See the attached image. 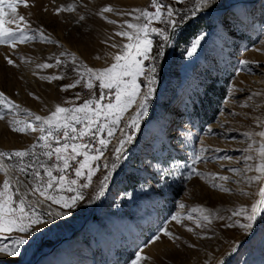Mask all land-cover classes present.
Wrapping results in <instances>:
<instances>
[{"label": "rangeland", "instance_id": "374dc122", "mask_svg": "<svg viewBox=\"0 0 264 264\" xmlns=\"http://www.w3.org/2000/svg\"><path fill=\"white\" fill-rule=\"evenodd\" d=\"M162 2L179 10L178 21L185 14L189 18L180 23L168 44L158 34H151V55L155 56L161 46L164 55L144 61L146 76L151 75L148 69L155 64L156 83L139 128L124 126L135 115L133 106L111 138L91 186L83 189L84 199L70 209L42 205L41 212L66 214L46 216L49 223L33 226L28 233L0 234V243H11L9 235L29 241L21 246L19 256L0 252V264H35L39 253L64 238L67 240L60 241L36 264H131L141 250L149 257L143 264H264V210L257 214L250 229L240 227L248 222L247 215L261 198L259 188L264 186V182L250 183L246 179L256 173L245 170L247 162L243 159L249 154L244 150L252 140L261 139L249 138L245 133L264 131V3L254 8L241 4L216 16L199 15L206 8L224 5L223 0H214L191 16L195 0ZM69 4H75L76 10L57 14V8ZM108 5L113 11L101 16V10ZM135 9L154 10L152 0H29L28 7L17 5V14L25 16L33 29L42 28L58 41L37 39L15 48L0 45V91L20 106L18 118L31 119L24 109L47 116L57 104H80L97 96L98 82L92 90L86 87V79L74 88L64 86L80 78L76 69L82 72V65L96 69L114 62V56L128 42L117 33L127 28L125 21L138 22L134 20L138 14ZM153 26L171 32L162 22H154ZM199 37L203 39L196 52L188 56L192 42ZM70 54L76 56L75 63ZM57 57L64 63L52 68L37 67L43 63L55 65ZM8 58L15 65L9 64ZM245 60L251 63L245 65ZM51 75L63 79L48 80ZM139 82L141 92H147L145 77H140ZM203 102L205 115L201 111ZM154 103L153 119L146 123ZM166 118L171 119L170 123H165ZM11 119L9 114L0 120V150L25 149L37 141L38 132L13 131ZM124 133L133 139L124 145L117 160L115 148ZM202 146L207 149L203 154L206 158L197 160ZM113 162L116 169L121 167L108 190L116 170L110 168ZM105 163L109 168L103 166ZM193 169L204 175H196ZM109 171L111 175L104 185L108 192L101 205L82 230L68 237L67 232L77 228L85 212L100 198L102 181ZM208 173L230 177L223 183L231 191L214 188ZM4 179L0 172V183ZM195 206L209 209L211 223L202 222L198 227L187 219ZM242 208L245 214L232 215ZM178 212L182 223L172 220ZM192 215L199 217L198 213ZM165 226L174 237L164 235ZM189 227L193 231H188ZM157 235L160 239L154 241Z\"/></svg>", "mask_w": 264, "mask_h": 264}, {"label": "snow or ice", "instance_id": "6c2138e0", "mask_svg": "<svg viewBox=\"0 0 264 264\" xmlns=\"http://www.w3.org/2000/svg\"><path fill=\"white\" fill-rule=\"evenodd\" d=\"M180 2V0H177ZM214 0H195L190 15L195 16L203 7H207ZM17 5L29 6V0H0V45H9L15 48L18 44L35 41L37 39L58 43L45 34L42 28L33 29L29 21L23 15L17 14ZM154 10L135 9L138 13L134 20L125 21L127 28L118 32L117 35L126 38L127 43L123 45V50L114 56V62L104 68L93 69L87 66H81L83 71L76 69L80 73V78L73 84L65 85V89L74 88L86 79V87L89 90L97 86L106 90L103 95L93 96L84 100L80 104H70L63 106L57 104L55 109L47 116L38 115L29 109H24L27 116L31 119H19L20 106L10 99L4 92L0 91V120L5 119L6 115H11L9 123L12 130L17 133H39L37 141L25 149H16L11 151L0 150V172H3L5 179L0 183V234H12L15 232L28 233L33 230V226L42 223H49L46 216H59L66 213L61 212H41L42 205H61L65 209L76 206L77 202L84 199L83 189L91 186L93 176L100 168L99 161L104 156V152L111 143V138L118 130L122 118L130 108L135 106V115L124 123L125 127L139 128L141 119L147 115L149 98L153 95L156 83V66L152 65L148 72L150 76L145 75L146 60H155L164 55V48L161 46L156 55H151L153 40L152 33L158 34L164 44L171 42L172 34L179 28L180 23L187 18L188 14L177 20L179 10L170 4H165L162 0H152ZM76 5L69 4L67 7L61 6L56 9L57 14L61 11H75ZM113 8L105 6L100 15L112 12ZM127 15H132L128 13ZM106 18V17H105ZM80 19H83L81 17ZM154 22H162L171 29L159 28L153 26ZM110 23H116L110 21ZM15 25V27H10ZM203 37L197 38L191 44L187 51L188 56H192ZM112 47H117L113 44ZM62 55H65L62 53ZM72 62L75 63L76 56L70 54ZM9 64L15 65V61L8 58ZM59 57L56 58V64L43 63L37 65L39 68H52L63 64ZM245 65L250 61H242ZM144 76L148 83L147 92H141V83L139 78ZM48 80L63 79L62 76L51 75ZM260 95V93H253ZM76 99H79L77 94ZM249 99H252L250 96ZM264 126V122H261ZM124 138L118 141L115 148L117 160L123 152L124 145L132 141L133 137L126 133L122 134ZM249 138L258 136L259 141L253 139L248 148L244 151L249 153L243 159L247 162L245 170L255 172V175L247 176L246 179L251 182H264V131L257 133H245ZM95 142V143H93ZM253 145L257 147L253 148ZM207 149L203 146L200 149V155L197 160L205 159L203 155ZM255 153V155L251 154ZM230 159V157H229ZM8 161V162H6ZM195 163V162H194ZM105 168L109 165L105 163ZM117 164L113 162L111 170H115ZM238 172V169H232ZM196 175L204 173L193 169ZM111 171L104 176L99 195L103 194L104 185L109 179ZM192 173H189L191 178ZM210 182L214 188H219L223 192L231 191L225 183L230 179L228 176L218 173H208ZM83 179V183L81 180ZM217 179L221 182H217ZM74 193V195H65L64 193ZM260 199L251 208V213L247 215V223H241L240 227L250 229L252 222L257 214L264 210V186L259 188ZM31 197V198H30ZM99 198V197H97ZM50 202V203H49ZM184 209L185 205L180 204ZM192 213H198L199 217ZM245 209L234 211L233 216L245 214ZM211 212L203 206H195L191 209L187 219L194 221L199 227L202 222L211 223ZM172 220L182 223L181 213L172 216ZM164 235L174 237V233L168 231L165 226L162 229ZM188 231H193L191 227ZM7 239L11 243H0V252L8 256L16 257L21 254V246L28 244V240L23 236L9 235ZM160 236L154 237L159 240ZM149 259L148 256L139 251L131 264H143Z\"/></svg>", "mask_w": 264, "mask_h": 264}, {"label": "bare ground", "instance_id": "6f19581e", "mask_svg": "<svg viewBox=\"0 0 264 264\" xmlns=\"http://www.w3.org/2000/svg\"><path fill=\"white\" fill-rule=\"evenodd\" d=\"M259 2L264 3V0H223L224 5L219 6V7L206 8L205 10H203L202 13H199V15L204 14V15H209V16H211V15L216 16V15H219L222 12H224V11L230 9V8L238 7L241 4H247L249 7L254 8ZM155 106H156V104L154 103L153 106H152V111L150 112V115H149V117L147 119L148 121L146 123H148L149 120L153 119V117L151 115L154 113ZM164 121L167 124V123H170L171 119L170 118H168V119L166 118ZM146 123H144L143 125H145ZM117 175H118V171L115 170L113 175H112V178H113L112 179V183L108 184V187H107L108 190L111 187V184H113L114 179L116 178ZM108 190H105L103 192V194L100 196V198L98 199V201L95 202L87 212H85V216L82 218L81 222L77 225L78 229L76 228L74 231H68L67 232V236L68 237H71L72 235L75 236V231L77 233L78 230H81L92 219L94 213L96 212V210L101 205V202H102L104 196L106 195V193L108 192ZM255 232H256V227H255ZM255 232H253V234ZM66 240H67L66 238L62 239L61 243H63ZM50 253H51V251H49V250H47L46 252H43L42 255H40L38 257V259H36V263L39 260V258L44 257V256H48Z\"/></svg>", "mask_w": 264, "mask_h": 264}, {"label": "water", "instance_id": "95a60500", "mask_svg": "<svg viewBox=\"0 0 264 264\" xmlns=\"http://www.w3.org/2000/svg\"><path fill=\"white\" fill-rule=\"evenodd\" d=\"M121 167V165H119L118 166V168L116 169L117 171L119 170V168ZM112 177H111V180H110V183H112ZM81 229V228H80ZM82 230V229H81ZM80 230H78V232H79ZM77 232V233H78ZM76 233V231H75V235L77 234ZM60 241H61V239L60 240H58L57 242H55L52 246H50V248H49V251H52L54 248H56L58 245H59V243H60ZM40 255H42V253H39L38 254V257L40 256ZM37 259V258H36Z\"/></svg>", "mask_w": 264, "mask_h": 264}, {"label": "trees", "instance_id": "16d2710c", "mask_svg": "<svg viewBox=\"0 0 264 264\" xmlns=\"http://www.w3.org/2000/svg\"><path fill=\"white\" fill-rule=\"evenodd\" d=\"M219 90L222 91V92L220 93V94H222V93H223L222 87H219ZM201 106H202L201 109H203V110H201L202 113H203L202 115H205V113H206V110H205V109H206V108L204 107V102L201 104ZM212 114H213V110H212V112H211V115H212ZM210 117H211V116H210Z\"/></svg>", "mask_w": 264, "mask_h": 264}, {"label": "built area", "instance_id": "2783aa9c", "mask_svg": "<svg viewBox=\"0 0 264 264\" xmlns=\"http://www.w3.org/2000/svg\"><path fill=\"white\" fill-rule=\"evenodd\" d=\"M105 91L106 90H104V89H100L99 87L97 88V97L98 96H100V95H103L104 93H105ZM91 97H93V96H91ZM90 97V98H91ZM84 100H86V99H84ZM93 143H95V142H93Z\"/></svg>", "mask_w": 264, "mask_h": 264}]
</instances>
